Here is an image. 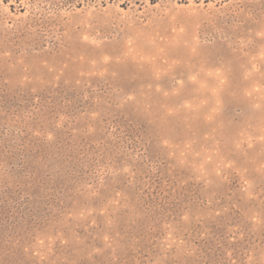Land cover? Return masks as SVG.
<instances>
[{
	"label": "rangeland",
	"instance_id": "rangeland-1",
	"mask_svg": "<svg viewBox=\"0 0 264 264\" xmlns=\"http://www.w3.org/2000/svg\"><path fill=\"white\" fill-rule=\"evenodd\" d=\"M0 264H264V0H0Z\"/></svg>",
	"mask_w": 264,
	"mask_h": 264
}]
</instances>
